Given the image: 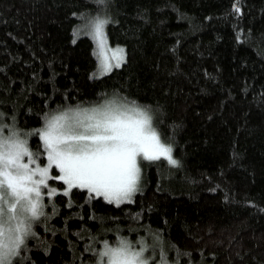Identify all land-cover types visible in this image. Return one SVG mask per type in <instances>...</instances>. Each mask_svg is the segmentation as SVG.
<instances>
[{
	"label": "trees",
	"instance_id": "obj_1",
	"mask_svg": "<svg viewBox=\"0 0 264 264\" xmlns=\"http://www.w3.org/2000/svg\"><path fill=\"white\" fill-rule=\"evenodd\" d=\"M96 18L125 54L100 77ZM113 98L151 114L177 164L141 162L119 206L49 180L14 264H98L120 239L163 264H264V0H0V129L43 153L46 115Z\"/></svg>",
	"mask_w": 264,
	"mask_h": 264
},
{
	"label": "snow or ice",
	"instance_id": "obj_2",
	"mask_svg": "<svg viewBox=\"0 0 264 264\" xmlns=\"http://www.w3.org/2000/svg\"><path fill=\"white\" fill-rule=\"evenodd\" d=\"M108 23L96 18L87 26L96 45L94 55L101 75L119 68L124 61V49L108 45ZM32 135L42 141L43 153L30 151L28 141L15 131L10 136L0 135V264H14L26 239L35 236L32 223L45 215L43 190L47 189L50 199L57 194L49 180L66 185L65 196L73 188L86 189L90 199L102 197L119 206L131 203L139 190L142 161L163 157L169 164H177L172 148L161 141L153 126L151 115L135 102L130 106L105 100L93 107H69L46 115L43 128ZM42 154L46 165L38 163ZM53 168L58 172L55 176L51 175ZM146 250L143 246L136 249L125 239L115 246L105 241L97 254L98 264H149Z\"/></svg>",
	"mask_w": 264,
	"mask_h": 264
},
{
	"label": "rangeland",
	"instance_id": "obj_3",
	"mask_svg": "<svg viewBox=\"0 0 264 264\" xmlns=\"http://www.w3.org/2000/svg\"><path fill=\"white\" fill-rule=\"evenodd\" d=\"M94 44H95V42H94ZM108 45H109V43H108ZM109 47L111 48V49H117V48H122V47H116V46H111V45H109ZM123 49V48H122ZM95 50H96V45H95ZM123 55H124V58H125V54L123 53ZM113 64L115 63L114 61H111ZM124 62V61H123ZM113 69H116V67H113L112 68V70ZM111 70V71H112ZM111 71H109L108 73H110ZM107 73V74H108ZM96 76H98V77H100V76H104V75H106V74H104V75H101V73H100V69H99V61L97 60V69H96ZM110 100H117V101H119V102H122V103H125V102H123L121 99H119V98H113V99H110ZM102 103H104V102H102ZM101 103V104H102ZM99 105V104H98ZM130 106H131V104H129ZM93 106H97V105H93ZM93 106H90V107H93ZM149 113V112H148ZM150 114V113H149ZM151 115V114H150ZM152 117V116H151ZM45 123V122H44ZM152 123H153V117H152ZM153 125H154V123H153ZM43 126H44V124H43ZM43 126H42V128H43ZM14 130H12L11 128H7V129H4L3 131H2V133H0V135H4V136H10L11 135V133L13 132ZM16 132V131H15ZM17 133V132H16ZM18 134V133H17ZM19 135V134H18ZM19 137L21 138V139H26L27 140V138H23V136H21V135H19ZM41 141V140H40ZM162 141V140H161ZM42 142V141H41ZM163 142V141H162ZM164 143V142H163ZM165 144V143H164ZM34 153V152H33ZM171 156H172V153H171ZM162 160H166L167 161V159H165V158H161ZM27 160V158H25V161ZM143 162V161H142ZM168 162V161H167ZM38 163H39V161H38ZM46 163H47V161H46V157H45V161H44V164L43 165H46ZM51 175H52V172H51ZM49 182V181H48ZM65 189H66V185H65ZM83 190H86V189H83ZM87 191V190H86ZM106 201V200H105ZM115 204V203H114ZM34 222V221H33ZM113 246H115V245H113ZM143 246V244H141L140 246H135V248L136 249H139L140 247H142ZM143 247H147V246H143ZM147 250V253H146V251H145V253H144V256L145 257H147L148 258V261H149V264H163L162 263V260L160 259V258H156V259H153V256H151V250H150V248L149 247H147L146 248ZM162 254H163V252H161ZM164 255V254H163Z\"/></svg>",
	"mask_w": 264,
	"mask_h": 264
},
{
	"label": "bare ground",
	"instance_id": "obj_4",
	"mask_svg": "<svg viewBox=\"0 0 264 264\" xmlns=\"http://www.w3.org/2000/svg\"><path fill=\"white\" fill-rule=\"evenodd\" d=\"M94 20V19H93Z\"/></svg>",
	"mask_w": 264,
	"mask_h": 264
}]
</instances>
